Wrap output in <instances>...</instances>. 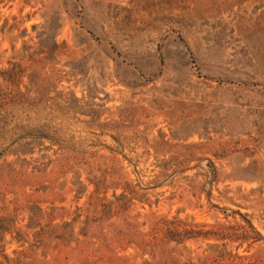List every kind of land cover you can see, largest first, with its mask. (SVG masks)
I'll return each instance as SVG.
<instances>
[{
	"label": "rangeland",
	"instance_id": "374dc122",
	"mask_svg": "<svg viewBox=\"0 0 264 264\" xmlns=\"http://www.w3.org/2000/svg\"><path fill=\"white\" fill-rule=\"evenodd\" d=\"M0 264H264V0H0Z\"/></svg>",
	"mask_w": 264,
	"mask_h": 264
}]
</instances>
